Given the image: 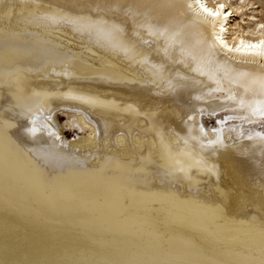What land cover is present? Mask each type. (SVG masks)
I'll use <instances>...</instances> for the list:
<instances>
[{"label":"bare ground","instance_id":"obj_1","mask_svg":"<svg viewBox=\"0 0 264 264\" xmlns=\"http://www.w3.org/2000/svg\"><path fill=\"white\" fill-rule=\"evenodd\" d=\"M0 264H264L255 2L0 0Z\"/></svg>","mask_w":264,"mask_h":264},{"label":"rangeland","instance_id":"obj_2","mask_svg":"<svg viewBox=\"0 0 264 264\" xmlns=\"http://www.w3.org/2000/svg\"><path fill=\"white\" fill-rule=\"evenodd\" d=\"M252 1L255 2L256 6L259 7V11H261V17L264 18V0H252ZM234 18H236L237 21L239 19L241 20V17L239 15L233 16V18H231V19L233 20ZM58 121H59V124L61 126H63V129H64L63 135L65 136L66 139L74 140V139H76V137L77 138L85 137L84 134H86V132H82L81 130H79L78 128H75V127H73V128L69 127L67 116L58 117ZM230 121L236 122V121H238V119H231ZM216 123H217V120H214V119L213 120H206V124L207 125L209 124L208 126L214 125ZM261 126H263V125H261Z\"/></svg>","mask_w":264,"mask_h":264}]
</instances>
